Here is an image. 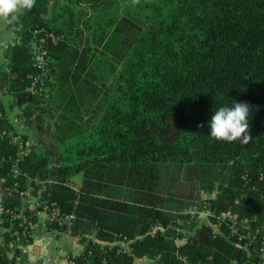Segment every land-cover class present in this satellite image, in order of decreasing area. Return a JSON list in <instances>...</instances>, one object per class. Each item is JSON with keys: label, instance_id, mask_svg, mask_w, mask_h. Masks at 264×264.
<instances>
[{"label": "trees", "instance_id": "obj_1", "mask_svg": "<svg viewBox=\"0 0 264 264\" xmlns=\"http://www.w3.org/2000/svg\"><path fill=\"white\" fill-rule=\"evenodd\" d=\"M25 11L29 25H8L16 40L4 52L0 87L22 111L32 147L21 168L44 182L34 186L42 205L33 210L18 196L7 205L32 223L46 204L50 213L74 214L70 228L46 225L84 245L68 255L72 264L256 259L264 230V0H35ZM37 29L58 37L43 45L42 61ZM33 82L47 91L32 94ZM233 99L250 105L247 145L209 136L213 111ZM205 206L216 216L235 213L252 235L233 233L230 222L216 231L214 214L208 222L188 214ZM22 221L5 225L0 264H30L19 246L37 231Z\"/></svg>", "mask_w": 264, "mask_h": 264}, {"label": "built area", "instance_id": "obj_2", "mask_svg": "<svg viewBox=\"0 0 264 264\" xmlns=\"http://www.w3.org/2000/svg\"><path fill=\"white\" fill-rule=\"evenodd\" d=\"M35 35L36 37L43 35L33 43L34 50L37 53V59L42 61L43 55L41 54V50L43 45L47 42L53 44L57 43L58 37L55 33L46 29H37ZM44 91L46 92L47 90L39 88L37 82H33L31 87L32 94H42ZM21 113V109H19L9 97L8 91L2 90L0 87V243L5 241L6 234L10 231L5 225L11 220L23 219L21 226H25L26 229H31L33 231H37L38 228V223L28 221L24 212H16V210L11 209L6 201L18 196L23 203L29 204L30 208L33 210H36L38 206L42 205L34 196V186L41 185L44 182L39 179H32L24 173L21 168L22 164L31 154L32 147V142L27 137L26 128L21 123ZM1 171L3 174H1ZM67 185L76 192L80 190V186L74 182H68ZM204 208L205 209L200 212L196 207H193L188 211V214L191 215V218L195 215H199L200 220L208 222V218L214 213H212L207 206ZM39 216H45L48 221H55L59 226H68V228H70L75 221L74 214L62 215L59 208H53L50 213V206L48 204L44 206ZM214 218H216V223L214 224L216 231H219L225 222H230L233 233H239L240 230L243 229L247 231L248 237L252 235L246 221L239 220L235 213L226 212L218 216L215 215ZM155 232L156 229L153 230L152 234H155ZM43 241L46 245L51 244L49 240L48 242L44 239L40 240L35 235L33 242L20 245L19 248L22 250L23 255L29 258L36 253L35 249L39 247L40 242ZM243 241L244 236L240 235L238 244ZM67 257L68 256L65 257L66 264H72ZM249 264H264V230L257 258Z\"/></svg>", "mask_w": 264, "mask_h": 264}, {"label": "clouds", "instance_id": "obj_3", "mask_svg": "<svg viewBox=\"0 0 264 264\" xmlns=\"http://www.w3.org/2000/svg\"><path fill=\"white\" fill-rule=\"evenodd\" d=\"M35 0H0V20L14 24L19 14L30 10ZM250 105L247 102H237L233 99L231 106H221L213 111L208 122L209 136L218 141H239L247 145L252 141L249 126ZM200 125L199 127H203Z\"/></svg>", "mask_w": 264, "mask_h": 264}, {"label": "crops", "instance_id": "obj_4", "mask_svg": "<svg viewBox=\"0 0 264 264\" xmlns=\"http://www.w3.org/2000/svg\"><path fill=\"white\" fill-rule=\"evenodd\" d=\"M60 1L61 0H49L51 6L55 2H60ZM23 18L25 19L28 25L33 20V17L27 14L25 10L21 14H19V19H23ZM8 25L9 24L0 20V69L6 67V61L4 60V56H3L5 50L8 48L10 44H12L16 40V35H14V33L8 28ZM39 220L40 221L38 223L36 237H38V239L40 240L44 239L45 241H47L46 237L48 238L50 237V234L47 232V228H46L48 219L45 216H40ZM59 238L60 240L65 242V245H71L72 250L68 253L77 255L81 253L84 249V245L79 242L78 238L72 237L66 232L62 233ZM51 245L52 243L50 245H46L44 244V241L40 242V246L35 249L36 253L29 257L30 264H66L65 256H64L65 253H59L58 254L59 260L57 262L53 261L54 260L52 257L53 252L50 251L49 249ZM122 246L125 245L123 244ZM145 260L146 259L137 260L136 264L137 263L144 264Z\"/></svg>", "mask_w": 264, "mask_h": 264}, {"label": "rangeland", "instance_id": "obj_5", "mask_svg": "<svg viewBox=\"0 0 264 264\" xmlns=\"http://www.w3.org/2000/svg\"><path fill=\"white\" fill-rule=\"evenodd\" d=\"M46 239H47L46 242H48V240H49L52 243V245L49 249H50V251L53 252L52 253L53 254L52 257L54 259L53 261L57 262L59 260L58 259L59 253H65V255H64L65 257L70 254L68 252H70L72 250L71 245H65V242L60 240V238H57L55 235H50V237L49 238L46 237ZM144 264H152V262L150 260L146 259Z\"/></svg>", "mask_w": 264, "mask_h": 264}]
</instances>
